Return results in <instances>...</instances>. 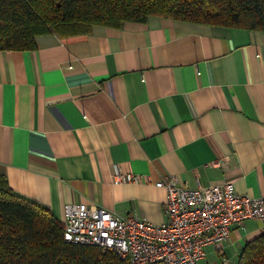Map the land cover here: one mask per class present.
Segmentation results:
<instances>
[{"label":"crops","instance_id":"0c3cea01","mask_svg":"<svg viewBox=\"0 0 264 264\" xmlns=\"http://www.w3.org/2000/svg\"><path fill=\"white\" fill-rule=\"evenodd\" d=\"M0 49V174L60 221L83 202L153 223L166 190L232 181L264 196V31L149 15ZM135 181L115 183V173ZM248 219L199 264H237Z\"/></svg>","mask_w":264,"mask_h":264},{"label":"trees","instance_id":"16d2710c","mask_svg":"<svg viewBox=\"0 0 264 264\" xmlns=\"http://www.w3.org/2000/svg\"><path fill=\"white\" fill-rule=\"evenodd\" d=\"M149 15L264 31V0H0V49H33L38 34H84ZM63 229L0 174V264H126L112 250L65 241ZM237 264H264V234L244 243Z\"/></svg>","mask_w":264,"mask_h":264},{"label":"built area","instance_id":"2783aa9c","mask_svg":"<svg viewBox=\"0 0 264 264\" xmlns=\"http://www.w3.org/2000/svg\"><path fill=\"white\" fill-rule=\"evenodd\" d=\"M132 173H115V183L135 181ZM166 190L167 220L153 223L120 217L102 207L77 202L65 206L63 239L112 250L126 264H199L205 247L221 248L245 221H264V196L238 193L232 181L188 187L169 175L154 182Z\"/></svg>","mask_w":264,"mask_h":264}]
</instances>
